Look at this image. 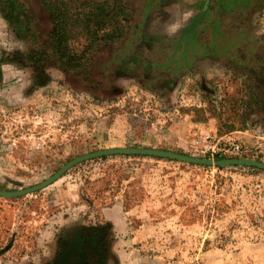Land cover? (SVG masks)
<instances>
[{
    "label": "rangeland",
    "instance_id": "rangeland-1",
    "mask_svg": "<svg viewBox=\"0 0 264 264\" xmlns=\"http://www.w3.org/2000/svg\"><path fill=\"white\" fill-rule=\"evenodd\" d=\"M122 1L133 12L121 22L123 44L89 45L96 33L74 16L68 50L84 60L47 67L45 84L34 83V43L14 42L0 56L1 190L112 147L264 162V85L237 71L236 58L219 59L238 42L264 62V0H198V9L165 0L153 19L143 16L152 0ZM44 14V31H54ZM7 33L0 16V46ZM231 142L239 155L218 150ZM0 264H264V170L138 154L81 161L42 189L0 197Z\"/></svg>",
    "mask_w": 264,
    "mask_h": 264
},
{
    "label": "trees",
    "instance_id": "trees-1",
    "mask_svg": "<svg viewBox=\"0 0 264 264\" xmlns=\"http://www.w3.org/2000/svg\"><path fill=\"white\" fill-rule=\"evenodd\" d=\"M35 1L38 3L39 8L35 5L33 6V0H0V8H2L4 19L7 21L10 30L15 36L18 39L34 43L38 48L33 50L35 51L37 62H34V65L32 64L36 73L34 83L38 85L45 84L49 81V76L45 70L56 62L64 65L66 68L73 69L77 68L82 60H84V52L82 50L80 53L68 50L67 42L69 34L67 29L74 16H80L83 19V27L87 32L91 31L92 34L96 33V36L94 35L89 39V45L94 46L97 43L108 42L110 49L117 48L116 46L123 44L120 43L117 45V40H122L121 42H123L126 39L127 24L123 25L121 22L123 20L127 23L129 21L132 22L133 12L131 5L122 0H103L95 8L91 6L86 7L88 5L86 0H74V3H70V5L68 2L65 3V1ZM235 2L233 5H228V12H235L236 7H238V5H235ZM42 12L48 14L52 22L55 23V30L48 34H46L42 27L40 15ZM76 20L78 21L79 19L77 18ZM240 45L242 44L238 42L231 43L229 48L232 47V49L230 51L219 52V59L224 58L228 62L236 58L238 62L236 66L237 71L244 70L246 73L253 75L256 81H258V84L263 86L264 62H261L263 59L260 58V55L254 56L253 54L246 58L241 53L242 47L245 46ZM247 49L251 51L250 48ZM20 58L29 60L31 54H21ZM127 59H132V55H127L124 61ZM257 97L258 100L262 98L261 94H258ZM220 159V157H217L213 160L212 164L217 167H222L218 162Z\"/></svg>",
    "mask_w": 264,
    "mask_h": 264
},
{
    "label": "water",
    "instance_id": "water-1",
    "mask_svg": "<svg viewBox=\"0 0 264 264\" xmlns=\"http://www.w3.org/2000/svg\"><path fill=\"white\" fill-rule=\"evenodd\" d=\"M111 154H138V155H148L155 156L161 158H167L172 160H178L187 163L193 164H202V165H210L213 163V159L211 158H201L190 156L186 154L176 153L170 150L156 149V148H145V147H112L105 149H98L95 151L87 152L77 157H74L67 161L64 165H62L57 171H55L51 176L44 179L43 181L24 187L16 190H1L0 189V197H18L22 195H26L32 192H35L39 189L46 187L47 185L54 182L58 179L66 170L71 168L73 165L88 160L94 157L111 155ZM219 164L223 165H246L250 167H256L264 170V162L257 161L251 158H224L220 159Z\"/></svg>",
    "mask_w": 264,
    "mask_h": 264
},
{
    "label": "crops",
    "instance_id": "crops-1",
    "mask_svg": "<svg viewBox=\"0 0 264 264\" xmlns=\"http://www.w3.org/2000/svg\"><path fill=\"white\" fill-rule=\"evenodd\" d=\"M165 0H152V2H151V6L150 7H148V8H146V9H143V10H145L144 12H146V14H144V12H143V16L144 17H147V18H154L155 16H156V14H157V12H159L160 10H163V8H164V10H163V12L166 10L165 9V7H164V4L162 3V2H164ZM154 2H156L157 4H155V8L153 7V5H154ZM160 2V3H159ZM199 1L198 0H195L194 1V5L192 4V6L194 7V8H197L198 9V7H199ZM154 8V9H153ZM3 10H2V8H0V16L2 17V19H3V21L5 22V24H6V27L8 28L9 27V25H8V23H7V21L4 19V15H3V12H2ZM45 16H47V17H50L48 14H44ZM132 16V15H131ZM50 20H51V18H50ZM152 21V20H151ZM150 20L147 22L148 23V25L149 24H152L153 23V21L151 22ZM151 22V23H150ZM150 26V25H149ZM48 33H50V31L48 32V31H46V34H48ZM17 41H24V40H21V39H18L16 36H15V34L10 30V28H9V34L7 33V42H5L4 41V45L3 46H0V56L1 55H4L5 53L7 54V52H8V50L10 49V47H11V45H13L14 44V42H17ZM176 44L177 45H174L173 46V51H175V50H177V49H182V47H181V44L182 43H180V41L178 42H176ZM5 65V63H3L2 61H0V78H1V76H3L4 75V70H3V66ZM2 74V75H1Z\"/></svg>",
    "mask_w": 264,
    "mask_h": 264
},
{
    "label": "built area",
    "instance_id": "built-area-1",
    "mask_svg": "<svg viewBox=\"0 0 264 264\" xmlns=\"http://www.w3.org/2000/svg\"><path fill=\"white\" fill-rule=\"evenodd\" d=\"M204 147H205V151L215 152L214 146L212 145H206ZM218 150L223 151V153L228 152L231 155H239L242 152L240 149V145L234 142L229 143L227 148H222V149L220 148Z\"/></svg>",
    "mask_w": 264,
    "mask_h": 264
}]
</instances>
